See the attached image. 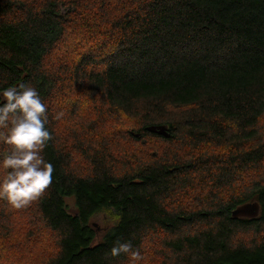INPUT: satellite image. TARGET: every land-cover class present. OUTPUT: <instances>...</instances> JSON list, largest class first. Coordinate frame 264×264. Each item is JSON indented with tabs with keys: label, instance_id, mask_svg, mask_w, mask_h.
<instances>
[{
	"label": "trees",
	"instance_id": "trees-1",
	"mask_svg": "<svg viewBox=\"0 0 264 264\" xmlns=\"http://www.w3.org/2000/svg\"><path fill=\"white\" fill-rule=\"evenodd\" d=\"M21 84L54 171L26 207L0 200V264H129L110 255L124 242L139 264H264V0H0V89Z\"/></svg>",
	"mask_w": 264,
	"mask_h": 264
},
{
	"label": "clouds",
	"instance_id": "clouds-1",
	"mask_svg": "<svg viewBox=\"0 0 264 264\" xmlns=\"http://www.w3.org/2000/svg\"><path fill=\"white\" fill-rule=\"evenodd\" d=\"M63 112L53 119L59 120ZM47 107L38 91L24 84L0 89V143L7 152L0 159V200L14 209H21L36 200L52 182L54 171L42 155L52 136ZM125 254L129 264H139L143 256L131 242L116 243L112 257Z\"/></svg>",
	"mask_w": 264,
	"mask_h": 264
},
{
	"label": "rangeland",
	"instance_id": "rangeland-1",
	"mask_svg": "<svg viewBox=\"0 0 264 264\" xmlns=\"http://www.w3.org/2000/svg\"><path fill=\"white\" fill-rule=\"evenodd\" d=\"M137 127H139V124H137V123L136 124H129V125L127 123L121 124V125H119L118 135L122 136L125 134V136L123 138H121L123 142L143 147V148L148 149L149 151L152 152L153 149L157 148V145L151 144L152 142H145L144 140L136 141L135 138L130 137V136L134 137V135L129 133L130 131L138 133V131L136 130ZM121 144H124V143H121ZM121 161L124 163V165H126L123 157L121 158ZM67 204L70 205V207L72 208V200L71 199H68ZM111 223H112V221H111L110 217L105 216L103 213L97 214L91 218L90 224L96 229L98 240L101 239L105 230L111 225ZM52 246H53V240L50 238L43 237V239L41 240L40 243L33 244V245L29 246L28 249H26V250H32V251H21V253L23 255L27 256L28 258H33V257L37 258V257H40V256L46 254L47 251ZM40 251H42V252L39 254ZM142 261H146V262L149 261L148 252L143 257ZM142 261H140V262H142Z\"/></svg>",
	"mask_w": 264,
	"mask_h": 264
},
{
	"label": "water",
	"instance_id": "water-1",
	"mask_svg": "<svg viewBox=\"0 0 264 264\" xmlns=\"http://www.w3.org/2000/svg\"><path fill=\"white\" fill-rule=\"evenodd\" d=\"M146 129L152 133H156L162 137L168 138V126L165 124L149 125ZM134 135H138L132 132ZM260 212V206L257 201L242 203L231 210L232 218H255Z\"/></svg>",
	"mask_w": 264,
	"mask_h": 264
}]
</instances>
